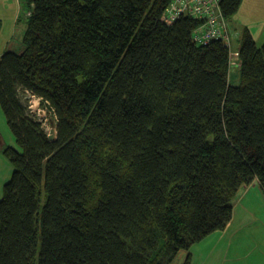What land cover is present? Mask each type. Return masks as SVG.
I'll list each match as a JSON object with an SVG mask.
<instances>
[{"label": "trees", "instance_id": "obj_1", "mask_svg": "<svg viewBox=\"0 0 264 264\" xmlns=\"http://www.w3.org/2000/svg\"><path fill=\"white\" fill-rule=\"evenodd\" d=\"M171 1H21L20 43L0 55L16 145L0 264H171L180 251L190 264L241 187L264 191V45L244 33L231 84L229 46L193 44L189 15L164 24ZM25 95L46 105L54 142Z\"/></svg>", "mask_w": 264, "mask_h": 264}, {"label": "crops", "instance_id": "obj_2", "mask_svg": "<svg viewBox=\"0 0 264 264\" xmlns=\"http://www.w3.org/2000/svg\"><path fill=\"white\" fill-rule=\"evenodd\" d=\"M5 10L14 9L12 21L21 12L22 0H1ZM231 35V59L229 79L231 84L238 81L239 50L244 33L250 34L256 45H264V0H240V6L234 15L226 18ZM235 77V80L232 77ZM233 214L223 231L214 232L211 240L204 243V255L200 264H264L255 255L264 257V194L254 180L249 186L240 188L233 199ZM193 261V257L191 263ZM193 264V263H192ZM197 264V263H196Z\"/></svg>", "mask_w": 264, "mask_h": 264}, {"label": "rangeland", "instance_id": "obj_3", "mask_svg": "<svg viewBox=\"0 0 264 264\" xmlns=\"http://www.w3.org/2000/svg\"><path fill=\"white\" fill-rule=\"evenodd\" d=\"M1 1V0H0ZM3 3V7H2V11L0 10V55L2 52L6 51V50H11L12 45L14 46V44L17 46L20 43V32L23 29V20L20 21L22 19L23 16L26 15V13L24 12V10L26 9V4H23V9H21V12H18V18H15V20L12 21V17H10L9 14H13L15 11L10 10V11H6L5 10V5L4 2ZM1 6V4H0ZM20 21V22H18ZM226 21V18H225ZM227 25V23H226ZM230 28L227 25V36H228V42H227V46H229V50H230V54H231V49L232 46L230 44L231 42V37L233 35L230 34ZM226 37V36H225ZM10 44V46H9ZM232 79L235 80V77L233 76ZM23 102H25V104H27V111L29 116L32 118V121L40 124V127L47 132L48 135V140H49V136L51 135L50 130L53 129L55 132V137L53 138V140H51V142H54L57 138V132H56V122L54 121V118L51 116L50 112L45 108L46 105L39 99L34 98V97H28V95H25L24 98H22ZM2 112L0 111V199L2 197V193H3V187L4 185L7 183V181L10 179V175L12 173V167L11 164L8 160L7 157L4 156L3 151L11 146V147H16L15 143H14V139L12 134H10L9 129H8V125L5 122V118L2 117ZM78 127L80 128V130L84 129L85 127V123H80L78 124ZM50 141V140H49ZM256 183L259 186V183L257 180H255ZM239 192V191H238ZM263 194L264 191L262 190ZM238 194V193H237ZM236 194V196H237ZM43 200L41 202V205H43ZM214 233H212L211 235H209L206 239H203L200 242H197L196 244L193 245V247L189 250V255H190V264H200L201 261H203L205 259V255H204V243H208L211 240V236H213ZM187 253L184 251H180L175 259L172 261L171 264H184ZM193 257V261L191 263ZM254 257L258 260L264 261V257L258 256L254 254ZM240 264H245L247 263V260L243 259L241 262H239ZM220 264H223V262H220ZM227 264V263H225Z\"/></svg>", "mask_w": 264, "mask_h": 264}, {"label": "built area", "instance_id": "obj_4", "mask_svg": "<svg viewBox=\"0 0 264 264\" xmlns=\"http://www.w3.org/2000/svg\"><path fill=\"white\" fill-rule=\"evenodd\" d=\"M221 1L172 0L170 6L162 14L161 21L172 25L181 15H189L200 22L198 28L194 29L191 34L193 44L206 46L209 41L214 40L221 41L227 46V25L221 12Z\"/></svg>", "mask_w": 264, "mask_h": 264}, {"label": "water", "instance_id": "obj_5", "mask_svg": "<svg viewBox=\"0 0 264 264\" xmlns=\"http://www.w3.org/2000/svg\"><path fill=\"white\" fill-rule=\"evenodd\" d=\"M50 132H51V135L49 136V140L51 141L55 137V132L53 129H51Z\"/></svg>", "mask_w": 264, "mask_h": 264}]
</instances>
